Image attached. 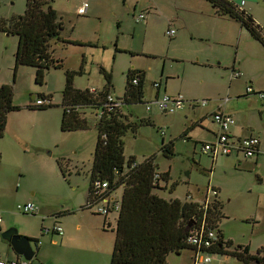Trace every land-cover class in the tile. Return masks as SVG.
<instances>
[{
    "label": "rangeland",
    "instance_id": "1",
    "mask_svg": "<svg viewBox=\"0 0 264 264\" xmlns=\"http://www.w3.org/2000/svg\"><path fill=\"white\" fill-rule=\"evenodd\" d=\"M84 2L89 5L88 13L79 16L78 9ZM50 3L63 21L62 39L79 44L51 43L52 54L62 60L63 68H51L42 85L34 81L35 69L15 67L18 37L0 33V83L13 85L14 105L20 107L8 115L0 139L2 231L15 228L25 237L39 238L46 252L41 264L111 263L113 230H103L104 216L95 213V209L81 208L87 200L97 138L94 112L85 111L93 121L90 129L62 132L61 91L67 69L84 71L74 77L76 88H102L105 82L99 71L102 67L112 75L110 95L122 98L127 71L136 68L146 74L144 101H150L156 93L153 84L160 83L159 95L182 94L185 108L174 116H165L154 105L149 111L146 104L124 107V113H132L139 125L136 133L129 131L123 139L125 158L132 155L142 162L152 157L158 172L170 171L167 189L174 185V190L170 193L162 187L157 190L161 197L185 200L190 196L192 201L203 203L214 198L213 188L218 190L217 197L223 203L224 218L219 222L223 239L231 241L232 248L248 246L252 254L262 249L260 255L264 256V160L259 159L257 169L245 163L238 167L235 156L218 158L213 163L201 152L203 142L214 141L212 132L216 125L211 114L218 108L227 110L236 124L257 131L264 139V101L256 96L237 97L244 93L242 82L247 78L255 88L264 87V46L247 32L241 34L239 44L236 36L230 44L214 42L218 29L232 27L211 8L206 13L204 0H198L202 9H193L197 13L189 12L192 9L189 0H53ZM175 6L183 8L176 10ZM251 8L253 14H259V22L264 26V0ZM25 9L26 0H0V19L22 15ZM140 13L146 15V26L134 19ZM178 16L184 19L182 23L174 20ZM169 28L175 30L173 38L165 35ZM198 30L202 39H193L192 34L196 35ZM194 49H200L203 57L212 59V69L197 64L192 58L197 53ZM233 67L242 73L241 81H234ZM39 93L51 95L52 107L45 111L29 110L26 106L32 105ZM202 101L207 105L191 108L193 102ZM198 117L205 119V126L194 128L192 140L182 138L185 125L194 123ZM144 118L154 123H142ZM162 132L164 141L174 144L175 155L171 158L161 151ZM194 142H197L195 146ZM58 160L64 164L65 177L58 169ZM257 175H261L262 182ZM120 195V189L114 193V197ZM28 202L37 207L34 214L17 210L18 205ZM59 213L63 214L55 217ZM116 216L113 213L107 217L112 226ZM56 222L63 228V236L65 232L69 236L63 244L60 241L63 236H41L42 227H52ZM97 243L103 245L104 253L96 250ZM35 245L32 241L31 246L35 248ZM191 256L190 249L170 253L167 264H192ZM209 264L240 262L226 254H213Z\"/></svg>",
    "mask_w": 264,
    "mask_h": 264
},
{
    "label": "trees",
    "instance_id": "2",
    "mask_svg": "<svg viewBox=\"0 0 264 264\" xmlns=\"http://www.w3.org/2000/svg\"><path fill=\"white\" fill-rule=\"evenodd\" d=\"M205 1L215 9L216 15L234 19L249 32L250 37L264 46V29L255 23L250 13L229 0ZM50 2L26 0V9L22 15H14L9 20L0 19V33L18 37L15 67L30 66L35 69L34 81L38 85L44 83L45 74L51 68H63L62 60L55 59L52 54L51 43L58 41L62 42L63 46L79 44L77 41L62 39L63 21L58 18ZM99 71L104 75L105 85L101 90H92L76 88L74 85V77L81 75V70H65V84L61 91L60 130H88L91 127L90 122L93 121L86 116L85 111L91 109L94 114L99 110L103 111L96 123L97 138L92 168L89 171L87 200L81 208L90 210L103 196L121 190L110 264H167L170 253H179L185 249L193 251L196 248L188 244L187 239L196 231H201L202 227L206 231L205 235L210 230L215 234L214 238H211V246L204 249L211 256L226 254L236 258L240 264H264V256L260 255L262 249L250 254L248 246L237 245L232 248L233 243L223 239L219 229V222L224 218L223 203L217 197L218 190L213 188L216 196L213 200H205L203 203L192 201L190 196L185 200L161 197L157 190L162 187L167 189L170 171L158 172V165L152 157L145 158L142 162H137L132 155L125 158L123 139L129 131L136 133L139 125L127 122L121 110L126 106L148 102L143 100L146 74L140 69L127 71L125 92L120 106L116 107L107 100L112 75L102 67ZM133 79L137 82L133 83ZM13 95V85L0 86V138L5 133L8 115L20 110L19 106L14 105ZM37 97L44 103L27 105L29 110L45 111L52 107L51 95L39 93ZM142 123L151 124L148 120H143ZM181 137L186 139L185 133ZM194 143L196 145L197 142ZM161 151L168 158L175 155L172 142H162ZM57 163L61 175L65 177L64 164L59 160ZM156 174L158 178H155ZM104 181L109 183L108 188L98 194L95 185ZM174 187L173 185L167 190L171 193ZM105 225V229L110 228V222ZM28 239L36 244V248L41 244L39 238Z\"/></svg>",
    "mask_w": 264,
    "mask_h": 264
},
{
    "label": "built area",
    "instance_id": "3",
    "mask_svg": "<svg viewBox=\"0 0 264 264\" xmlns=\"http://www.w3.org/2000/svg\"><path fill=\"white\" fill-rule=\"evenodd\" d=\"M89 5L87 2H84L80 8L78 9L79 16H83L86 13H88ZM135 21H143L146 19V15L138 14L135 16ZM175 30L170 28L168 31H166V35L169 37H174ZM232 77L233 79H239L242 77V73L240 71L232 70ZM136 79H133V83H136ZM156 89L159 90L160 84L154 83L153 84ZM246 92L248 95H254L260 99H264V91H255L251 86L247 85ZM185 98L182 95H177L176 97H170L168 94H163L162 96L157 95L156 98L152 101H148L146 103V110L149 111L151 108L156 107V110L159 112L173 115L177 111L184 108L185 104ZM35 100V99H34ZM107 100L111 103H114L116 107L120 106L121 99H117L111 95L107 97ZM44 102L37 98L34 101V105H41ZM194 103V102H193ZM197 103V102H196ZM201 105V107H204L207 105L206 101H202L198 103ZM103 114V111L99 110L97 112L98 120L101 118ZM212 120L216 124V127L218 129L216 139L214 142L211 143H205L201 146V152L203 154L208 155L212 159H216L220 156H227L230 153H241L246 159H255L259 155H262L264 157V142L259 136L256 135H250L245 136L241 138H236L231 135L230 127H233L236 123L235 119L232 117L231 114L225 113L222 111H214L212 113ZM163 134V132H162ZM155 178H158V175L156 174ZM109 183L108 182H97L95 185L96 190L98 191V194H101L104 190L106 191L108 188ZM116 192V191H115ZM114 192V193H115ZM114 193L104 197L93 204V206L90 208V210L95 209V213L103 215L104 218H107L110 216L111 213L118 211L119 205H120V198L114 197ZM212 193L214 196H216V192L212 189ZM213 200V199H212ZM211 201V200H208ZM17 210L19 212H22L23 214L29 215L34 214L37 210V207L31 203H24L22 205L17 206ZM201 231H196L193 235H190L187 239V243L190 245L195 246L196 248L192 251V264H208L212 256L205 252V248H208L211 246V238H214V232L213 230L208 231L207 235L204 233L206 232L204 230V227L200 229ZM63 228L56 222L52 227L43 228L41 230V233L43 235L46 234H56L57 236L63 235ZM207 250V249H206ZM0 264H29L28 260L25 259H4L0 260Z\"/></svg>",
    "mask_w": 264,
    "mask_h": 264
},
{
    "label": "crops",
    "instance_id": "4",
    "mask_svg": "<svg viewBox=\"0 0 264 264\" xmlns=\"http://www.w3.org/2000/svg\"><path fill=\"white\" fill-rule=\"evenodd\" d=\"M189 1H191V4H190V7L192 8L189 12L190 13H197L198 11H196V10H193L195 7H200L201 9H202V7L201 6H199L198 5V0H195V4H193L192 3V1L193 0H189ZM263 0H229V2H231V3H233V4H235V6H238V7H240L241 9H243V10H245L246 12H248V13H250L251 14V16L253 17L252 19L255 21V23L256 24H258L259 26H261V28H263L264 29V26H262V24L259 22V18H260V16H259V14H253V11H252V8H251V6L252 5H258V4H260V2H262ZM187 2V1H186ZM204 2H205V12L206 13H208L209 11H207L208 9H212V10H214L215 11V9L210 5V4H208L205 0H204ZM186 6H187V4H185ZM247 5H248V7H247ZM178 6V5H177ZM209 8H208V7ZM181 8H183V6H181V7H176L175 6V9L176 10H178V9H181ZM210 9V10H211ZM149 13H147V15H148ZM216 16V15H215ZM217 17L219 18V19H224V20H227L228 21V23H230V25H231V29L230 30H225V29H218V32H215L216 34H217V36L216 35H214V37H213V41L214 42H216V43H219V44H230V43H232V38H233V36L235 37H237V39H236V44H239V39H240V36H241V34L243 33V32H247V33H249L247 30H245L244 28H242L241 26H240V24L238 23V22H236L234 19H232V18H229V17H219V15H217ZM134 18H135V16H134ZM174 20H176V22L177 23H179V22H183L184 21V19L182 18V17H179L178 16V18H175ZM140 23L143 25V26H146L147 25V19H145V20H143L142 22L140 21ZM169 24L171 25L172 23L170 22V20H169ZM170 29V28H169ZM168 29V30H169ZM168 30H166V31H168ZM166 31H165V35H166ZM200 30H198L197 31V33H196V35H194V34H192V37H193V39L194 38H198V39H202V35H200V34H198V32H199ZM232 33H235V35H232ZM229 35H230V37H229ZM167 36V35H166ZM174 36H175V34H174ZM168 38H171V37H169V36H167ZM229 42V43H228ZM58 43H61V42H58ZM197 53H196V55L195 56H193L192 58H194V60H196L197 61V64H199L200 66H202V68H206V69H212L213 68V61H212V59H210V58H208V57H203L202 56V54H201V50L200 49H194ZM52 52H54V50H52ZM202 58L204 59V60H202ZM55 59H60V58H55ZM133 69H136V68H133ZM214 69H216V70H218V71H220V69H218V68H214ZM233 69H235V71L237 70V71H240L239 69H237V68H234L233 67ZM35 71V70H34ZM108 72V71H107ZM84 73V71H82V74ZM111 74V73H110ZM104 76V75H103ZM104 78V77H103ZM243 79V78H242ZM242 79H236V80H234V81H241ZM104 81H105V79H104ZM160 84V83H159ZM242 84L245 86V90H244V93L243 94H241V95H239V96H237V97H240V96H243V97H245V96H248V97H250V96H254V95H248L247 94V92H246V87H247V85H249V86H251L255 91H257V92H259V91H264V87L263 88H260V89H257V88H255L254 87V85H253V82L251 81V80H249V78H247V80H245L244 82H242ZM4 85V84H3ZM104 85H105V82L103 83V86H102V88L104 87ZM0 86H1V83H0ZM153 87H154V85H153ZM88 88V87H87ZM92 88V87H91ZM102 88H92V90H94V89H98V90H101ZM155 88V87H154ZM80 89H82V88H80ZM160 89V88H159ZM155 90H156V93H154L153 94V97L151 98V100L150 101H152L153 100V98L155 99L156 98V96L157 95H159V93H160V90H158V89H156L155 88ZM177 95H179V94H177ZM180 95H182V94H180ZM33 97V96H32ZM170 97H173V96H170ZM184 97V96H183ZM120 99H122V98H120ZM260 99V98H259ZM261 100H263L264 101V99H261ZM199 104L198 103H196V102H194V104H192L191 105V108L192 109H194L195 107H197ZM131 106H134V105H131ZM184 108H185V106H184ZM183 108V109H184ZM222 111V112H225V111H227V110H224V108L223 109H221V108H218V110L217 111ZM158 111V110H157ZM180 111V110H179ZM179 111H177L176 113H178ZM216 111V110H215ZM159 112V111H158ZM214 112V111H213ZM212 112V113H213ZM121 113L123 114V116H124V118L127 120V122H130V123H136L135 121H134V119H133V114L132 113H124V111H123V108H122V110H121ZM176 113L175 114H173V115H169V114H165V113H162V112H159V114H161V115H169V116H174V115H176ZM225 113H228V112H225ZM159 114H157V117H160V115ZM229 114H231V113H229ZM212 115V114H211ZM232 115V114H231ZM94 118H95V123L93 124V127L94 128H96L97 127V120H98V117H97V112H95V114H94V116H93ZM144 121L146 120H148V121H150L151 123H154V120H152V119H150V118H148V119H143ZM142 120V121H143ZM194 123H192V124H190V125H185V128L182 130V134H184L185 133V138L187 139V140H192V133H193V131H194V128L195 127H204L205 125H204V123H205V119L204 118H201V117H198V119H196L195 121H193ZM212 122H213V120H212ZM215 124V123H214ZM216 125V124H215ZM217 131H218V129H217V127H216V130H214L213 132H212V134H213V137H214V141H215V139H216V135H217ZM230 132H231V135L233 136V137H236V138H241V137H245V136H250V135H256V136H259L261 139H262V141L264 142V139L262 138V136H260V133H258L257 131H255V130H251V129H249V128H247V127H243V126H241V125H238V124H236L235 123V125L233 126V127H230ZM256 132V133H255ZM262 133L264 134V131H262ZM181 134V135H182ZM164 135H165V133L164 134H162V140L160 141L161 143L162 142H164V143H166L164 140H165V138H164ZM1 139V138H0ZM194 140H196V139H194ZM214 141H212V142H214ZM171 141L170 140H168V143H170ZM206 143H211V142H206ZM203 144H205V142H203ZM194 146H195V144H194ZM3 146H0V163H1V160H2V155H3V150L1 149ZM173 147H174V144H173ZM233 157V156H235V159H236V161H234L236 164H238V167H241L244 163L246 164V165H252V166H254L256 169H257V167H258V161H259V159H262V160H264V157H262V155H259L258 157H256L255 159H246V157H244L241 153H238V152H236V153H230L229 155H227V156H220V157H218V158H222V157ZM218 158H216V159H212L211 158V162H213L214 163V161H216ZM257 172H259V170H257ZM258 177H259V181L260 182H262L263 180H262V177H261V175H257ZM5 185V184H4ZM167 187V186H166ZM1 189V188H0ZM121 194H122V192H121ZM117 198H121V195L119 196V197H117ZM191 199H192V197H190ZM37 211V210H36ZM113 213H115V214H117V216L116 217H118V213H116V212H113ZM113 213H111L110 215H112ZM56 217V216H55ZM116 217H115V223H114V226H112V224H110V228H108V229H112L113 230V232H114V230H115V227H116ZM1 219V218H0ZM107 221V222H106ZM109 222V220H107V219H105L104 217H103V230H105V227H106V223H108ZM54 225V224H53ZM52 225V226H53ZM4 229V227L3 226H1V221H0V260H4V259H9V260H13V259H24V257L23 256H21V255H17V254H15L14 252H13V250H12V248L10 247V244H9V242H7V241H5V240H3L2 239V237H1V233L3 232L2 230ZM42 229V228H41ZM41 232V231H40ZM20 235H24L23 233L22 234H20ZM64 235V234H63ZM62 235V236H63ZM43 236H49V237H53V236H55L54 234H51V233H49V234H46V235H43L42 234V237ZM57 236V235H56ZM62 236H58V237H62ZM67 237H69L68 236V233H66L65 232V236H63L61 239H60V241H61V243L63 244L65 241H66V239H67ZM29 238H35V237H29ZM51 241V243L52 244H55L56 242L55 241H53V240H50ZM41 243V242H40ZM114 243V242H113ZM44 244H40L37 248L35 247V248H33L35 251H36V260H34V261H29V264H41V262L40 261H42L43 259H45V248H44ZM96 250L98 251V252H101V253H104L105 252V250H104V247H103V245L102 244H99V243H97L96 244ZM112 250V249H111ZM250 254H252L251 253V251L249 252ZM34 259V258H33ZM191 259H192V256H191ZM192 263H193V260H192Z\"/></svg>",
    "mask_w": 264,
    "mask_h": 264
},
{
    "label": "water",
    "instance_id": "5",
    "mask_svg": "<svg viewBox=\"0 0 264 264\" xmlns=\"http://www.w3.org/2000/svg\"><path fill=\"white\" fill-rule=\"evenodd\" d=\"M34 98L33 96L32 99ZM190 226L191 224L188 225V227ZM1 237L3 240L9 242L15 254L23 256L25 260L32 261L35 257L36 251L31 246L32 241H30L28 237H25V235H20L15 228L4 230L1 233Z\"/></svg>",
    "mask_w": 264,
    "mask_h": 264
}]
</instances>
